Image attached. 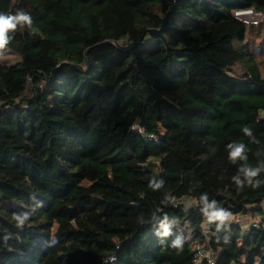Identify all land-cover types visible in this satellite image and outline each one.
<instances>
[{
    "label": "trees",
    "instance_id": "obj_1",
    "mask_svg": "<svg viewBox=\"0 0 264 264\" xmlns=\"http://www.w3.org/2000/svg\"><path fill=\"white\" fill-rule=\"evenodd\" d=\"M249 7L264 16V0H0L33 21L0 62V264H195L211 208L217 264H264Z\"/></svg>",
    "mask_w": 264,
    "mask_h": 264
},
{
    "label": "built area",
    "instance_id": "obj_2",
    "mask_svg": "<svg viewBox=\"0 0 264 264\" xmlns=\"http://www.w3.org/2000/svg\"><path fill=\"white\" fill-rule=\"evenodd\" d=\"M235 16L247 24H259L263 20V13L253 7L237 9L234 12ZM172 201L175 200V197H169ZM214 213L213 208L209 209L206 213V219L203 224L202 232L206 237L205 243H197L194 246L195 252V264H217L216 257L214 255L212 246L210 244V235L213 231L212 221L218 220L213 219L212 214ZM236 221L241 222L242 218L240 216L233 217ZM259 224L258 219H253L250 222V225L257 226ZM115 259L112 257L111 260Z\"/></svg>",
    "mask_w": 264,
    "mask_h": 264
},
{
    "label": "clouds",
    "instance_id": "obj_3",
    "mask_svg": "<svg viewBox=\"0 0 264 264\" xmlns=\"http://www.w3.org/2000/svg\"><path fill=\"white\" fill-rule=\"evenodd\" d=\"M32 23L33 21L31 15L23 10H17L15 14L0 13V54H2L3 50L7 48L8 44L13 39V36H10L9 33H15L17 31L18 25L20 27H23L25 25L31 27ZM242 151V146L236 148L231 152L230 158L233 160L236 159L241 155ZM255 175V171L247 172V176L249 177ZM211 218L218 219L223 222V220L226 218V214L223 212H214ZM179 245V239L173 241V247H179Z\"/></svg>",
    "mask_w": 264,
    "mask_h": 264
},
{
    "label": "rangeland",
    "instance_id": "obj_4",
    "mask_svg": "<svg viewBox=\"0 0 264 264\" xmlns=\"http://www.w3.org/2000/svg\"><path fill=\"white\" fill-rule=\"evenodd\" d=\"M248 41L251 43L252 47L256 52L259 53L257 56L259 61H261L264 68V21L262 25L251 30L248 35ZM21 54L10 50L8 47L3 50L2 54H0V62L7 63H16L21 60ZM234 72H237L236 68H234ZM264 72V69H263ZM264 117V111L261 114ZM231 217V216H230ZM252 216L246 215L242 217V222L245 225L250 226V222L252 220Z\"/></svg>",
    "mask_w": 264,
    "mask_h": 264
}]
</instances>
